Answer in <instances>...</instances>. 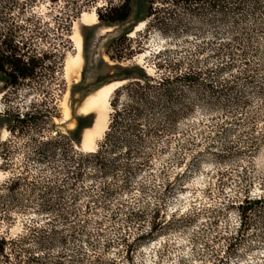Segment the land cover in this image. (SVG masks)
Returning <instances> with one entry per match:
<instances>
[{"label": "rangeland", "instance_id": "1", "mask_svg": "<svg viewBox=\"0 0 264 264\" xmlns=\"http://www.w3.org/2000/svg\"><path fill=\"white\" fill-rule=\"evenodd\" d=\"M76 1L81 5L82 0H38L19 5L20 10L9 3L0 6L2 31L13 20L22 23L29 11L42 15L48 33L14 34L30 49L48 53L46 62L56 60V49L64 51L61 62L16 88L4 87L0 73V183L12 175L25 177L12 190L24 198L51 186L53 203L60 198L69 204L73 188L79 193L71 205L73 235L60 219L37 212L29 201L14 208L0 203V234L15 236L44 225L66 236L63 242L48 239L31 264H264V225L254 221L240 229L237 208L245 196H264V0H242L223 19L207 5L188 13L170 0H154L156 15L144 19L147 3L132 0L129 17L114 23L101 21L97 9L122 0H89L67 33H54L52 27ZM93 11L95 23L81 21L84 12ZM75 32L81 35L83 60L68 72L67 58L78 53ZM10 34L3 31L0 40ZM111 54L126 58L115 60ZM132 64L157 77L193 69L218 92L182 88L194 97L193 107L171 129L145 141L151 157L126 189H116V178L88 177L60 195L55 176L62 160L58 154L41 159L38 146L90 114L81 121L90 125L74 145L78 149L82 143L83 150L85 131L98 116L82 111L87 98L103 85L123 81L117 80L121 68ZM31 111L32 123L17 121V115ZM139 122L142 127L144 120ZM103 184L110 187L106 194ZM1 192L9 193L7 187Z\"/></svg>", "mask_w": 264, "mask_h": 264}, {"label": "trees", "instance_id": "2", "mask_svg": "<svg viewBox=\"0 0 264 264\" xmlns=\"http://www.w3.org/2000/svg\"><path fill=\"white\" fill-rule=\"evenodd\" d=\"M36 1L38 0H0V6L4 2L11 4L12 9L18 5V10H20L23 5L30 6ZM170 1L186 7L188 13L194 12L198 4L207 5L216 10L221 16L220 18L223 19L231 15L233 8H239L242 0H213L210 5L207 1L211 0ZM88 2L89 0H82L81 5L84 6ZM144 2L148 7L143 16L144 19L150 16L154 17L156 15V9L153 7L154 0H144ZM131 3L132 0H122L118 5L109 3L103 10L97 9L98 18L108 23L124 21L131 13ZM81 5L79 1L75 6L72 5L70 13H66L62 20L57 21L58 25L55 28L52 27L54 33L68 32L72 19L77 17ZM191 7L194 8L191 9ZM24 18L22 23L13 20L11 25L4 28V33L12 34L8 37L4 36L0 40V73L3 75L4 87L13 86L16 88L24 81L35 80L42 70L47 69V66L50 64L55 66V61L63 60V48L53 52L56 53L55 61L46 62L49 59L48 53L39 54L35 49L28 47V41L16 37L14 33L49 32V25L37 12L29 11ZM3 31L0 27V33ZM128 32L126 31V33ZM63 46L65 45L63 44ZM159 54H161L160 51L157 55ZM109 56L115 60L126 58L121 54ZM224 67L225 65H222L219 69L222 70ZM120 71L122 77L117 80H125V82L114 89L111 94V111L107 128L95 150L80 151L74 146L80 141L81 129L90 125L89 122L81 124V121L89 117L90 114L78 117L77 125L73 129L66 132L57 131L56 137L43 141L37 148L38 157L41 159L50 160L58 154L62 160L55 176L60 182L55 187L60 195L65 187L72 189L76 182L88 177L116 178L118 181L116 189L119 191L126 189L128 181L147 164L151 157L152 153L145 147V141L150 136L156 135L160 129L165 131L171 129L174 123L193 107L194 97L187 91L184 93V87L188 86L191 89L198 87V92L204 89V92L212 95L218 92L217 88L213 89V85L201 78L200 73L193 69L180 74L163 75V77L152 76L146 73L143 66L134 64L123 66ZM181 84H184L183 87H180ZM180 93L186 95V101L181 100ZM149 113H153V116H147ZM35 117V112L31 111L25 112L22 117L17 115L16 119L18 122L28 124V122L32 123ZM143 120V126L140 127L139 121ZM121 156L126 160L120 162ZM21 179H25V177L12 175L0 183V203H9V206L14 208L18 204H23V201L26 203L29 201L37 212L49 213L60 219L65 228L72 229L69 235H73L74 225L70 224V215L75 214V211L71 205L76 203L78 191H74L73 188L69 204L60 198H57V203H53L48 192V189L52 188L51 186H43L44 189L38 194H31L26 198L19 197L12 190L21 184ZM30 183L34 186L31 188L34 189L36 186L34 180L30 179ZM3 187H7L9 193L2 194ZM100 190L102 194H106L110 191V187L103 184ZM237 208L240 215V229L251 225L254 221H260L264 225V196L254 199L245 196ZM152 228L153 225L150 230ZM30 230L15 236L0 234V264H31L39 257L36 250L44 246L48 239L60 242L66 239L61 231H56L52 226H33ZM150 233L151 231L148 235Z\"/></svg>", "mask_w": 264, "mask_h": 264}, {"label": "bare ground", "instance_id": "3", "mask_svg": "<svg viewBox=\"0 0 264 264\" xmlns=\"http://www.w3.org/2000/svg\"><path fill=\"white\" fill-rule=\"evenodd\" d=\"M96 19L97 16L94 11L91 13L84 12L81 17V21L88 24L95 23ZM143 24L144 22L138 25L136 29H139V27L142 26ZM72 37L73 39H76L78 53L75 55H70L67 58L66 70L68 72L75 70V68L79 66L83 60L81 56V42H82L80 38L81 35L79 36V34L75 32L72 35ZM124 82L125 81H116L103 85L96 92H94L89 98H87L82 111L84 112L97 111L98 116L94 126L86 129L85 131L83 150L85 151L95 150L96 139L102 136L108 124L107 116L109 115V110H110L111 94L114 91V89L119 87L118 85Z\"/></svg>", "mask_w": 264, "mask_h": 264}, {"label": "water", "instance_id": "4", "mask_svg": "<svg viewBox=\"0 0 264 264\" xmlns=\"http://www.w3.org/2000/svg\"><path fill=\"white\" fill-rule=\"evenodd\" d=\"M121 84H123V83H121ZM121 84H120V85H121ZM120 85H118V86H120ZM115 88H116V87H115ZM81 145H82V143L79 144V147H78V149H80V150H82V149H81Z\"/></svg>", "mask_w": 264, "mask_h": 264}]
</instances>
